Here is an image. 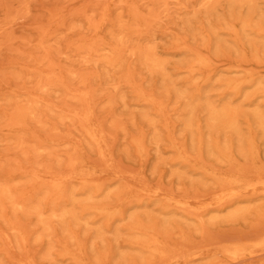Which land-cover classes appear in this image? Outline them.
<instances>
[{
    "label": "rangeland",
    "instance_id": "374dc122",
    "mask_svg": "<svg viewBox=\"0 0 264 264\" xmlns=\"http://www.w3.org/2000/svg\"><path fill=\"white\" fill-rule=\"evenodd\" d=\"M263 121L264 0H0V264H264Z\"/></svg>",
    "mask_w": 264,
    "mask_h": 264
},
{
    "label": "bare ground",
    "instance_id": "6f19581e",
    "mask_svg": "<svg viewBox=\"0 0 264 264\" xmlns=\"http://www.w3.org/2000/svg\"><path fill=\"white\" fill-rule=\"evenodd\" d=\"M208 2L212 1V0H207ZM233 1H240V0H233ZM152 63H153V66L154 67H159V63H156L152 58H148ZM199 64L201 65H206L207 62L203 61L202 59L199 60ZM211 114H212V120L214 121H217V120H220V119H223L225 118L227 120V125L229 127H235L236 125V122L235 120H230V118H228V112L225 110V109H222V110H215V109H211ZM26 112H22V116H21V119H24L26 117ZM21 123V120H18L17 121V124H20ZM263 128H264V121L261 122ZM182 159V157H181ZM239 182V179H233L232 183H238ZM61 184H59L60 186ZM61 187V186H60ZM1 195L5 196V197H9L10 194H9V190H4L3 192H1ZM222 197H224V195H221ZM221 199V198H220ZM246 251H242V250H238L236 249V247H234V249H232L231 251H228V254L230 255V257L234 258V257H237L239 254L241 253H244Z\"/></svg>",
    "mask_w": 264,
    "mask_h": 264
}]
</instances>
